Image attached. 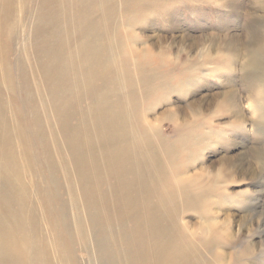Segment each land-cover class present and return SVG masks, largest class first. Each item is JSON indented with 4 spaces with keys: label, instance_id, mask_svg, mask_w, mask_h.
Instances as JSON below:
<instances>
[{
    "label": "bare ground",
    "instance_id": "obj_1",
    "mask_svg": "<svg viewBox=\"0 0 264 264\" xmlns=\"http://www.w3.org/2000/svg\"><path fill=\"white\" fill-rule=\"evenodd\" d=\"M14 1L2 0L4 10L15 11L10 25L3 16L0 32L11 40L20 25L29 31L15 61L27 115L16 129L5 117L4 88L11 90L13 80L0 38V264H264L261 197L229 193L247 181L263 187L257 168H264V148L227 154L212 171L190 172L202 160L204 142L229 143L219 129L196 137L207 121L227 120L226 133L233 135L254 130L264 145V0H258L256 33L223 39L184 32L144 38L133 33L136 27L124 32L123 12L142 0H35L31 16L33 0ZM166 2L161 18L167 23ZM233 5L243 10V3ZM124 53L136 61L135 74ZM207 61L230 77L244 73L238 83L229 80L223 94L193 98L189 115L186 105H174L150 120L158 108L146 98L168 83L156 72L146 74L142 62L146 69L151 62L194 69ZM249 109L258 122L251 116L247 122ZM164 122L177 131L175 141L165 139ZM179 158L186 164L177 165ZM194 211L200 222L193 231L180 220ZM231 212L250 215L234 225Z\"/></svg>",
    "mask_w": 264,
    "mask_h": 264
},
{
    "label": "rangeland",
    "instance_id": "obj_2",
    "mask_svg": "<svg viewBox=\"0 0 264 264\" xmlns=\"http://www.w3.org/2000/svg\"><path fill=\"white\" fill-rule=\"evenodd\" d=\"M20 1L21 0H15L14 4H17ZM132 1L137 2L138 0H132ZM151 1L152 0H142L139 4H131L127 8L128 10L126 9L125 12H123L124 15L122 14V17H121V25H122L121 29L124 32H125V30H124L125 28L130 30L129 32H132L134 30V27H136V30L133 33H137V34L141 35V37H144V38H146L147 35H153V33H154V35L158 34V36L166 37L167 39H169V38L173 39V38L177 37L179 33H182V32H184V34H187V35H190L193 37H203V36L212 37L213 36L214 38L217 37V39H223V38H226L230 35L231 36L232 35H242L243 37H248L250 34L249 32H251L252 34L256 33L255 28H256V25L258 24V19L261 16L260 12L263 10L262 9L263 7L258 3V0H239L240 4L243 3V10L239 11V12H238V8H236L233 5V4H239L238 0H236V1H234V0H227V1H225V0L224 1L223 0L222 1L221 0H205V1L201 0L203 2H201L200 0H186V1L185 0L184 1H182V0H169V3L167 5V12L169 13L170 17H169V22L166 23V21L165 22L162 21L163 17L161 18V15H162L161 12L163 10H165L163 8L167 3L166 0H159V2L157 0H156L157 2L155 0L152 2ZM245 1H246V3H244ZM249 1L252 3H250ZM22 2L27 3V0H22L20 2V4ZM154 2H155V4H154ZM195 3H198V4H195ZM0 4L2 5V6L0 5V7H1L0 8V31H1V29H2L1 23H5V21H3V20H6L3 16H7V18H8L7 24L10 25L11 22H14L13 20H11L10 16H14L13 13H14L15 9L13 12L11 9L10 10H4L5 8H3L4 6L2 4V0H0ZM184 4H186V5H184ZM19 5H17L15 8L20 7ZM222 6L227 7V8L225 9ZM34 7H35V0L31 1V5H29V9H28V13H27V14H29V16H31V14L33 13ZM145 7H147L146 10H145ZM251 7L253 10L251 9ZM221 8H222V10H219ZM233 8H234V10H233ZM25 10H26V8H25ZM207 10H209V11H207ZM222 11H223V13H222ZM255 11H256V13H255ZM137 12L139 13L138 15H136ZM142 12H144L143 15L140 14ZM131 13H133V14H131ZM149 13L151 15L153 14V16H151ZM154 14L156 16H154ZM177 14H179V15H177ZM144 15L145 16L147 15L148 18L145 17ZM142 16L144 17V20H143V18L141 20ZM176 16H178V17H176ZM20 18L22 19L23 16H20ZM127 18H130V19L127 21ZM229 20H231V21H229ZM219 21H221V22H219ZM30 22H31V19H30ZM131 23H133L134 25ZM137 23H138V25H137ZM235 23H237V24L235 25ZM24 24L22 26L20 25L17 28V30L15 31V34H16L17 32L20 33L19 30H21V33L20 34L17 33V35L10 37L11 40L9 38L4 39L3 34L0 32L1 42L5 41L6 45H8L7 56H8V60L11 62H9L7 64H9V67H10L9 68L10 78L13 80L11 90L8 91L7 88H4V100H5V103L7 104L5 106L4 113H5V117H6L7 121L9 122V125L15 129L18 127V125H17L18 119L20 122H22L21 118H23V115H27L26 107L24 104L21 103V100H20L21 96L19 93H17V92H20L19 88H20L21 80H20V77L18 76V71H17L16 63H15L16 58L18 56H20V54H22L23 43H24V40L27 36V32L29 33L28 29H25L26 26ZM257 26H259V25H257ZM28 27L30 29V23H29ZM173 28H174V30H172ZM142 30H143V32H141ZM155 30H156V32H155ZM245 31H247L248 33ZM245 34H246V36H245ZM16 36H17V38H19L21 40L20 41L21 43L20 42L19 43L14 42L13 37H16ZM7 43H9V44H7ZM10 45L12 47H10ZM9 48H11V49L9 50ZM126 49L128 51H130V48L129 49L126 48ZM17 52H18V54H17ZM123 57L125 59H127L129 62L132 61L131 63L133 65L131 67V72H133L135 74V72H136L135 65L137 63L134 64V62H136V61L132 60L133 56L129 53H124ZM159 63L155 64V63L151 62L150 69L149 68L146 69V67H145V66H149L148 63L142 62V64L145 66H143V65H142L143 67L141 66V68L143 69V71L146 74H149L150 72H154V73L156 72L158 74V76L160 75L159 77L163 76L164 80H166V82L168 83L167 84L168 85L167 90H165V91L164 90H157L156 92H154L151 95L150 99H148L149 97L146 98V100H147L146 104L149 103V104L157 106V108H158V109H156L155 114H150V116H149L150 120H155L156 118H158L163 113V110L165 111L170 106L173 107L174 105H175L174 107L181 106L182 108H184L186 105V107L183 110L185 112L187 111V114L189 115V113H191L190 109H189V103L191 100H193V98L198 99L202 96L216 95L218 93L220 94L221 92H222L221 94H223V91L225 92V90L227 88V83L229 82V80H236V82L238 83L241 76L244 73L243 71H240V72H238L239 74L231 76L233 78L232 79L230 76L225 75L227 73H225L223 70H221L219 68V66H217L216 62H210V61H207V63L204 65L205 68L203 66H199V67L196 66L194 69L186 67L184 65H174V64H170L168 69H167L166 64H164V63L159 64ZM158 68H160V69H158ZM218 68H219V70H218ZM181 69H183V70H181ZM219 71L222 73V75ZM13 72H15V73H13ZM172 72H174V73H172ZM180 73H183V74H180ZM146 78H148V76H146ZM189 78H191V79H189ZM218 78H220V79L223 78L221 80V82H223L224 85H223V83H220V80ZM195 81H197V82H195ZM170 82H171V84H170ZM177 85H179V86H177ZM14 87H15V89H14ZM180 88H181V91H180ZM237 89L239 90L240 94H242L244 96H246L248 94V92L245 91L241 85H238ZM2 92H3V90H2ZM9 92H10V94H8ZM157 92H159V93H157ZM247 96L249 97V95H247ZM154 98H155V101H153ZM150 101H151V103H150ZM162 105H164V106H162ZM247 112L249 113L248 117L246 118L248 123H251L252 122L251 120L254 121L255 119H256V121H254V122L255 123L258 122L257 117L254 118V114H252L251 109H249ZM7 114H9V115H7ZM250 116H251V120H250ZM252 117H253V119H252ZM216 123H212L211 121H207L206 123L197 127L196 128L197 132H195L196 137L201 136L202 133H204L206 130L207 131L208 130L215 131L216 129H219V130H221L220 134H222V137H225V138L230 137L231 142L229 140V143H228L224 139L223 141H225V142L220 140L218 142L219 144L212 145L213 142L217 141V138H215V137L208 140V142H204L203 147L206 148L207 151L203 150L204 155L202 156V160H200L195 167L191 168V170H190L191 174L197 173L201 166H205L212 171V169L215 166H217V164L227 154L229 157L230 156L236 157L239 152H245L251 148H253V149H263L264 148L262 139L260 138L259 135H257V133L254 130H249L250 134L247 132L246 136H241L240 134L233 135L234 133H232V132L230 134L226 133V131H227L226 129L228 128L227 120L216 121ZM144 124L145 123H143V125H140L141 129L142 130L143 129L148 130V126H146ZM169 124L170 123H168V122H164L165 139L168 142L175 141L177 138V135H178L177 131L173 128V126L171 124L170 125ZM216 125H219L221 128H223V130L220 128H215V127H217ZM153 129L158 130V127L154 126ZM226 136H228V137H226ZM16 138L17 137L15 136V139ZM189 142H192V141L188 140V143ZM19 143H20L21 149L23 147L25 149V147H26L25 142L19 141ZM199 144L200 143H197V145H199ZM239 148H241L242 150ZM197 149L202 150L201 144H200V147H198ZM178 161L179 162H177V165H185L186 164L184 158L183 159L179 158ZM254 164H255V162H254ZM255 165L258 166L257 163ZM257 171H258L259 176H260V178L258 179V182H260L263 185V187H256L254 185V183H252V181H247V182H245V184L240 183V184H235L234 186H231L229 188V193L232 197L239 198L243 195L250 194V193L254 192L256 195H259V197H261L260 199L257 200L258 201V212L260 211L263 213L264 212V210H263L264 209V193L258 194L257 191L261 190L262 192H264L263 191V189H264V168L261 169L260 167H258ZM174 174L176 175V173H174ZM172 184H174V180H172ZM192 190H195V189H192ZM249 199H253L252 201H254V200H256V197H249ZM233 207L237 209L239 207L238 203H234ZM232 212H236V211L233 209ZM232 212H231L230 216H232V221H233L234 225L236 222H238V224H243L248 219V216L250 215V212H242V213L240 212L238 214H233ZM180 222H182L184 224V227L189 228V229L194 231L199 226V222H200L199 221V215L195 211L185 213L181 217Z\"/></svg>",
    "mask_w": 264,
    "mask_h": 264
}]
</instances>
